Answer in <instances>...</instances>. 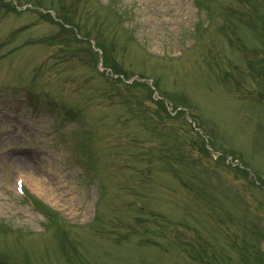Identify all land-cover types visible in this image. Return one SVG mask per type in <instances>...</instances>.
<instances>
[{
	"label": "rangeland",
	"instance_id": "rangeland-1",
	"mask_svg": "<svg viewBox=\"0 0 264 264\" xmlns=\"http://www.w3.org/2000/svg\"><path fill=\"white\" fill-rule=\"evenodd\" d=\"M27 2L0 0V88L38 96L0 92V252L15 264H264V0H201L200 12L192 0ZM77 121L86 139L70 133ZM19 180L63 225L48 227Z\"/></svg>",
	"mask_w": 264,
	"mask_h": 264
},
{
	"label": "bare ground",
	"instance_id": "bare-ground-1",
	"mask_svg": "<svg viewBox=\"0 0 264 264\" xmlns=\"http://www.w3.org/2000/svg\"><path fill=\"white\" fill-rule=\"evenodd\" d=\"M17 159V161H18V163L20 164V165H26V161L28 160L27 159V157H17L16 158ZM29 161V160H28ZM40 189V188H39ZM41 190V189H40ZM46 195V194H45Z\"/></svg>",
	"mask_w": 264,
	"mask_h": 264
}]
</instances>
